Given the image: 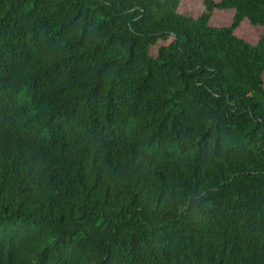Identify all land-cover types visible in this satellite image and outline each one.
<instances>
[{
    "label": "trees",
    "instance_id": "obj_1",
    "mask_svg": "<svg viewBox=\"0 0 264 264\" xmlns=\"http://www.w3.org/2000/svg\"><path fill=\"white\" fill-rule=\"evenodd\" d=\"M181 1L0 0V264H264V0Z\"/></svg>",
    "mask_w": 264,
    "mask_h": 264
},
{
    "label": "rangeland",
    "instance_id": "obj_2",
    "mask_svg": "<svg viewBox=\"0 0 264 264\" xmlns=\"http://www.w3.org/2000/svg\"><path fill=\"white\" fill-rule=\"evenodd\" d=\"M204 10V0H182L179 11L194 17L199 16ZM234 9L217 8L211 17V24L216 26H228L232 23L234 17ZM237 34L251 42H254L262 33V28L252 25L245 21L237 30ZM170 41L160 40L156 45L152 46L151 53L157 55L158 48Z\"/></svg>",
    "mask_w": 264,
    "mask_h": 264
}]
</instances>
